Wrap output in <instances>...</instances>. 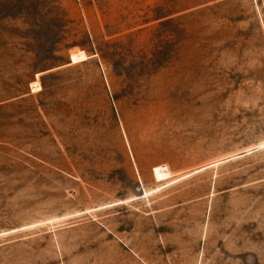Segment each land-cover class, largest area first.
I'll return each mask as SVG.
<instances>
[{
    "label": "rangeland",
    "instance_id": "obj_1",
    "mask_svg": "<svg viewBox=\"0 0 264 264\" xmlns=\"http://www.w3.org/2000/svg\"><path fill=\"white\" fill-rule=\"evenodd\" d=\"M0 264H264V0H0Z\"/></svg>",
    "mask_w": 264,
    "mask_h": 264
},
{
    "label": "bare ground",
    "instance_id": "obj_2",
    "mask_svg": "<svg viewBox=\"0 0 264 264\" xmlns=\"http://www.w3.org/2000/svg\"><path fill=\"white\" fill-rule=\"evenodd\" d=\"M85 59H86V54L83 51H76L72 53L71 60L74 63Z\"/></svg>",
    "mask_w": 264,
    "mask_h": 264
}]
</instances>
